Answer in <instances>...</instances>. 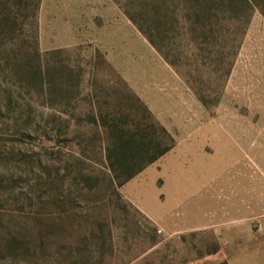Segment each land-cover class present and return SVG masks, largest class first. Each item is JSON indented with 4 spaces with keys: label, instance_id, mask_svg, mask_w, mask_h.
I'll use <instances>...</instances> for the list:
<instances>
[{
    "label": "rangeland",
    "instance_id": "1",
    "mask_svg": "<svg viewBox=\"0 0 264 264\" xmlns=\"http://www.w3.org/2000/svg\"><path fill=\"white\" fill-rule=\"evenodd\" d=\"M4 30L0 264H264L255 1L0 0ZM100 116L173 145L119 185Z\"/></svg>",
    "mask_w": 264,
    "mask_h": 264
},
{
    "label": "trees",
    "instance_id": "2",
    "mask_svg": "<svg viewBox=\"0 0 264 264\" xmlns=\"http://www.w3.org/2000/svg\"><path fill=\"white\" fill-rule=\"evenodd\" d=\"M264 15V0H253ZM9 37L5 30L0 32V39ZM152 43V41L149 39ZM1 43V40H0ZM99 124L107 130L108 141L104 148L107 166L113 180L120 185L131 179L144 167L164 155L173 145V140L163 127H158L154 122H149L152 131L145 133L137 126L129 128L122 124L117 125L114 120L108 122L106 117L100 116ZM160 132L162 138L156 140L154 134ZM217 264H226L220 262Z\"/></svg>",
    "mask_w": 264,
    "mask_h": 264
}]
</instances>
